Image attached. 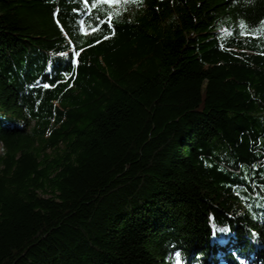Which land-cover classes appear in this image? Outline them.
<instances>
[{
    "label": "trees",
    "instance_id": "obj_1",
    "mask_svg": "<svg viewBox=\"0 0 264 264\" xmlns=\"http://www.w3.org/2000/svg\"><path fill=\"white\" fill-rule=\"evenodd\" d=\"M177 251L264 264V0H0V264Z\"/></svg>",
    "mask_w": 264,
    "mask_h": 264
},
{
    "label": "snow or ice",
    "instance_id": "obj_2",
    "mask_svg": "<svg viewBox=\"0 0 264 264\" xmlns=\"http://www.w3.org/2000/svg\"><path fill=\"white\" fill-rule=\"evenodd\" d=\"M85 2L87 3V0H85ZM101 2H102V3H105V4H108V5H113V4L120 3L121 0H101ZM111 17H112V14L109 13V20H111ZM92 31L95 32V31H98V29L93 28ZM76 55L79 56L80 53L77 52ZM45 87H46V88H50V87H52V85L46 84ZM175 257H176V260H177V264H179L180 257H181V253L178 252V251L175 252Z\"/></svg>",
    "mask_w": 264,
    "mask_h": 264
},
{
    "label": "rangeland",
    "instance_id": "obj_3",
    "mask_svg": "<svg viewBox=\"0 0 264 264\" xmlns=\"http://www.w3.org/2000/svg\"><path fill=\"white\" fill-rule=\"evenodd\" d=\"M248 261H250V260H248Z\"/></svg>",
    "mask_w": 264,
    "mask_h": 264
}]
</instances>
